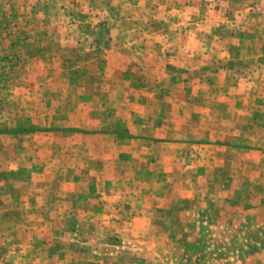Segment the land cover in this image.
Segmentation results:
<instances>
[{"label": "rangeland", "instance_id": "rangeland-1", "mask_svg": "<svg viewBox=\"0 0 264 264\" xmlns=\"http://www.w3.org/2000/svg\"><path fill=\"white\" fill-rule=\"evenodd\" d=\"M260 41L264 0H0V264H264Z\"/></svg>", "mask_w": 264, "mask_h": 264}, {"label": "crops", "instance_id": "crops-1", "mask_svg": "<svg viewBox=\"0 0 264 264\" xmlns=\"http://www.w3.org/2000/svg\"><path fill=\"white\" fill-rule=\"evenodd\" d=\"M260 45L261 46H264V41H260ZM260 53L263 55V47H261L260 48ZM195 70L196 69H192V68H190L189 70H184V72H188V73H186L188 76H190V75H194L195 74ZM198 72H200V71H198ZM201 73V72H200ZM199 73V74H200ZM198 74V75H199Z\"/></svg>", "mask_w": 264, "mask_h": 264}, {"label": "trees", "instance_id": "trees-1", "mask_svg": "<svg viewBox=\"0 0 264 264\" xmlns=\"http://www.w3.org/2000/svg\"><path fill=\"white\" fill-rule=\"evenodd\" d=\"M18 130H20V129L18 128Z\"/></svg>", "mask_w": 264, "mask_h": 264}]
</instances>
